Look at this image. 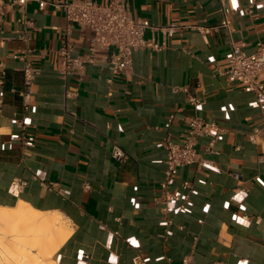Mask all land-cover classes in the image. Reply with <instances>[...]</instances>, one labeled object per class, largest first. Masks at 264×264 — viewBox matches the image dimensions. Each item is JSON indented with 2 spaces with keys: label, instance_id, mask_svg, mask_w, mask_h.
<instances>
[{
  "label": "crops",
  "instance_id": "1",
  "mask_svg": "<svg viewBox=\"0 0 264 264\" xmlns=\"http://www.w3.org/2000/svg\"><path fill=\"white\" fill-rule=\"evenodd\" d=\"M129 1L135 19L155 26L202 28L228 13L233 43L251 54L264 42V11L257 6L250 13L252 0H226L225 7L221 0ZM65 27L63 10H41L36 0L23 11L5 8L0 209L24 206L60 220L55 239L67 237L50 256L54 264H182L186 258L189 264H264V106L221 75L231 54L229 37L196 29L172 37L148 32L147 43L165 47L135 52L130 77L113 74L111 49L97 53V63L80 79H62ZM91 36L74 29V55L87 53ZM29 48L39 75L26 111L21 57ZM192 93L203 99L198 110L190 105ZM194 116L215 122L223 133L213 152L208 138L199 140L202 165L181 168L172 188L184 195L182 183H190L187 207L172 205L165 214L154 202L166 169L163 144L180 142ZM114 143L126 154L122 163L112 157ZM17 180L25 185L14 186Z\"/></svg>",
  "mask_w": 264,
  "mask_h": 264
},
{
  "label": "built area",
  "instance_id": "2",
  "mask_svg": "<svg viewBox=\"0 0 264 264\" xmlns=\"http://www.w3.org/2000/svg\"><path fill=\"white\" fill-rule=\"evenodd\" d=\"M31 0H0V26L5 23V8H19L25 10ZM39 8L43 10L50 5L65 13L66 27L62 33V46L59 49L60 69L59 75L62 79L70 76L81 78L88 65L97 63L96 54L99 52H109L108 56L111 71L113 74H121L130 77L133 67V56L135 52L144 48H151L155 51L164 49V45L157 43H147L144 39L148 32L160 33L164 37H172L178 31L184 29H196L204 34L223 32L230 39L231 54L228 60V67L221 75L225 76L231 83L243 86L247 91L254 94L257 102L264 106V42L256 45L255 51L248 54L242 45L233 43L232 18L225 13L221 20L214 25L197 28L194 26H181L170 24L167 26H155L149 20L135 19L132 15L129 0H111L108 6L100 5L93 0H73V1H46L36 0ZM225 7L226 0H221ZM260 6L264 11V0H252L248 11L252 13L255 7ZM26 27H31L32 23L21 20ZM91 31V44L85 55H74L75 45L72 40L74 29ZM27 40V36L20 37ZM32 50L29 48L21 57L23 62L22 74L25 110L30 109V98L33 95V87L39 75V70L34 67L30 56ZM5 77V72L0 73V82ZM69 97V93L66 92ZM189 102L194 110H198L203 105V99L196 93L190 94ZM2 101L0 100V109ZM175 118L172 114L167 126H170ZM261 130L255 132L260 133ZM223 130L215 122H207L197 116L191 117L187 122V133L180 142L176 143L169 139L165 140L163 146L166 150V169L164 179L160 185V194L154 202L162 207V212L168 213L172 205H177L180 209H186L192 187L189 182L184 181L182 188L185 194L181 195L172 190L181 168L189 165L201 166L203 160L198 152V144L201 138H208V152H213L214 145ZM255 140V136L251 137ZM112 157L117 162H124L126 154L118 143H114ZM234 177L240 179L238 173H233ZM41 183L46 181L41 179ZM14 186L22 188L25 183L19 180L13 183ZM182 264H189V260L184 259ZM215 264H230L229 262L218 261Z\"/></svg>",
  "mask_w": 264,
  "mask_h": 264
},
{
  "label": "rangeland",
  "instance_id": "3",
  "mask_svg": "<svg viewBox=\"0 0 264 264\" xmlns=\"http://www.w3.org/2000/svg\"><path fill=\"white\" fill-rule=\"evenodd\" d=\"M46 230L48 229L46 228ZM46 230L43 227H34L18 217L10 218L9 221L0 224V244L2 248V255H5L4 258L10 264H15V261L21 258L22 254L28 255V253L31 254L35 260L31 264H54L51 258L48 260L46 254L53 246L44 242L45 238L43 236L44 231L46 232ZM55 233L58 234V238L61 234L60 228H58ZM19 240L20 242H17ZM30 246L34 247L32 252L29 251ZM24 247L27 249L25 250ZM8 257L10 258L8 259Z\"/></svg>",
  "mask_w": 264,
  "mask_h": 264
},
{
  "label": "bare ground",
  "instance_id": "4",
  "mask_svg": "<svg viewBox=\"0 0 264 264\" xmlns=\"http://www.w3.org/2000/svg\"><path fill=\"white\" fill-rule=\"evenodd\" d=\"M15 217H18L19 219H23L26 223L31 224V225H33V226H35L37 228L43 227V228H45V230H46V228L48 229V230H46L47 231L46 236L47 235L48 236L46 237L45 241L47 243H50L48 245H53L54 246L53 249H50V251L49 250L47 251L46 254H47L48 258H50V256L54 254V252L63 244V242L65 241V239L67 237V235L65 234L66 236H64V238H62L58 242L55 239L56 238L55 231L60 226V220L57 219V218H54V216L53 217H45L44 215L39 214V213H37V212H35L33 210L24 208V206H20L17 209H11V210L0 209V224L4 223L6 221H9L10 218H15ZM17 242H20V240L17 241ZM2 244H3V242H2ZM1 249L2 248H1V244H0V264H10L4 258L5 255L4 256L2 255ZM24 249L26 250L27 248L24 247ZM33 249H34V247H30L29 251L32 252ZM24 252H26V251H24ZM9 258L10 257H8V259ZM34 261L35 260L31 256V254L28 253V255H23L22 254V257L17 259L15 261V264H31Z\"/></svg>",
  "mask_w": 264,
  "mask_h": 264
},
{
  "label": "clouds",
  "instance_id": "5",
  "mask_svg": "<svg viewBox=\"0 0 264 264\" xmlns=\"http://www.w3.org/2000/svg\"><path fill=\"white\" fill-rule=\"evenodd\" d=\"M243 223V222H242Z\"/></svg>",
  "mask_w": 264,
  "mask_h": 264
}]
</instances>
